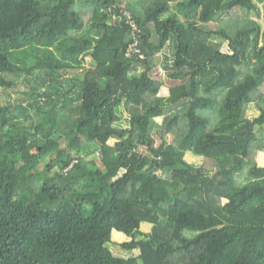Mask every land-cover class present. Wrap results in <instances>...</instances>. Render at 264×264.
Segmentation results:
<instances>
[{"label":"trees","instance_id":"1","mask_svg":"<svg viewBox=\"0 0 264 264\" xmlns=\"http://www.w3.org/2000/svg\"><path fill=\"white\" fill-rule=\"evenodd\" d=\"M261 10L0 0V87L24 85L0 102V264H264V185L246 189L264 180Z\"/></svg>","mask_w":264,"mask_h":264},{"label":"rangeland","instance_id":"2","mask_svg":"<svg viewBox=\"0 0 264 264\" xmlns=\"http://www.w3.org/2000/svg\"><path fill=\"white\" fill-rule=\"evenodd\" d=\"M260 8L262 9V3H259ZM257 20L261 23V27L262 29H264V19L262 16V10L259 16L256 17ZM221 50L223 51H227L228 50V45L227 43H222L221 46ZM173 52H174V45L173 42L170 41L168 42L167 46L156 56V62L158 64L159 67V72H158V76H160V78L165 82V85L160 89L159 94L161 96H167L169 94V88L172 84L171 80L167 79L166 76V72L164 71V69H162L163 66L165 67H171V60H172V56H173ZM91 65V60L90 57H87L86 62H85V66L88 67ZM21 80H22V75L20 76V78L17 80L16 85L12 86L8 89H4L0 87V102H7L8 99L16 97L17 95H19V93H17V91H22L24 89V85L21 84ZM17 89V91H15ZM248 115L250 116L251 113H253V109L249 108L248 111ZM155 120L157 121V123L162 121V116L159 115L155 118ZM158 130L159 128L157 127L155 129V138L158 141L159 137H158ZM95 146L92 144H87L84 143L83 144V148H82V154H84V156H86L87 158H91L94 155H97V151H95ZM139 150L144 153L147 148L146 147H140ZM185 158L191 162L198 164H201L202 162V157L199 156H194L190 153H188ZM257 162L259 164L264 165V153H258L257 154ZM259 185H264V180H259L257 181V183L254 184H249L246 186V189L250 190L252 188H255ZM151 224L149 223H141L140 228L141 230L145 231V232H149L151 230ZM111 240L115 241L116 243H121V242H125L128 240V237H126L125 234L123 233H119L116 231L112 232V236H111ZM109 248L114 252V254L116 255H121V256H127L129 253L122 250V248H120L118 245H110L109 244Z\"/></svg>","mask_w":264,"mask_h":264},{"label":"built area","instance_id":"3","mask_svg":"<svg viewBox=\"0 0 264 264\" xmlns=\"http://www.w3.org/2000/svg\"><path fill=\"white\" fill-rule=\"evenodd\" d=\"M120 12L122 13V16L126 18L127 22L130 24V26L132 28L133 33L135 34L138 27H137L136 23L134 22V20H132L129 10L126 9L125 2H123L121 4V11ZM122 16L119 18V20L122 18ZM136 42H137V40H136ZM135 45H136V43H134V45H132V47H134L133 51L135 53H137V52H139V49H136ZM71 165L68 166V168L71 167ZM68 168L64 169V172H66V170H68Z\"/></svg>","mask_w":264,"mask_h":264}]
</instances>
